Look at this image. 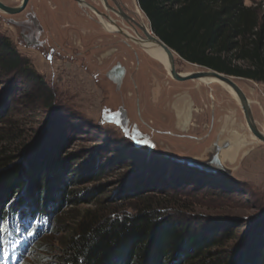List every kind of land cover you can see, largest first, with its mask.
I'll return each mask as SVG.
<instances>
[{"label":"trees","instance_id":"1","mask_svg":"<svg viewBox=\"0 0 264 264\" xmlns=\"http://www.w3.org/2000/svg\"><path fill=\"white\" fill-rule=\"evenodd\" d=\"M137 4L151 32L184 62L264 84V14L257 6H244L242 0H137ZM0 77L43 86L42 107H53L54 96L40 75L1 35ZM16 131L14 126L0 127V264H18L39 234L49 235L50 220L57 219L62 206L83 205L93 207L73 214V225L60 231L64 235L50 251L54 261L45 260L48 243L38 244L39 264L44 260V264H264L262 206L253 208L259 216L246 218L252 222L251 243L236 250L249 227L234 223L222 231L210 226L192 232L185 218L165 213L178 204L167 202L166 196L174 193L176 183L170 193L155 180L124 187L117 201L135 205L132 214H120L95 199L100 198L96 187L75 191L105 179L106 168L76 171L73 158L64 156L62 134L50 138L49 145H36L37 138L26 143L15 137ZM142 165L143 160L134 163L123 179ZM193 170L198 187L218 197L236 193L223 189L225 181L246 186L218 173Z\"/></svg>","mask_w":264,"mask_h":264},{"label":"rangeland","instance_id":"2","mask_svg":"<svg viewBox=\"0 0 264 264\" xmlns=\"http://www.w3.org/2000/svg\"><path fill=\"white\" fill-rule=\"evenodd\" d=\"M242 1L244 6H257L264 14V0ZM6 2L14 4L13 0ZM123 3L134 17V3L137 4V0H123ZM53 6L54 36L51 45L64 53L54 51L44 54L21 46L15 42L13 30L0 23V35L15 47L20 56L29 61V65L40 75L44 86L51 91L55 99L53 107L45 109L42 107L43 97L40 92L43 86L26 82L19 77H0V127L14 126L17 130L15 137L26 143L37 138L36 145H49L47 142L50 138L55 139L57 135L62 134L64 156L73 158L76 171L77 168H106L105 179L75 189L77 192L96 187L95 192L100 198L95 199L106 203L105 208L115 209L120 214H132L134 202L120 203L117 199L124 187L132 186L138 180H155V184L158 183L159 188L163 190L165 185L166 193L173 192L169 187L176 183L174 193L166 196L167 202L176 201L178 204L174 208L166 209V214H178L180 218H185L192 232L210 226L222 231L230 224L245 225L249 227V231L242 236V241L235 249L249 246L253 239L250 229L252 222L246 218L259 216L260 212L253 208H264V193L258 192L259 190L251 185L239 187L236 182L229 181L222 183L224 190L236 192L229 197H218L212 192L200 189L199 184H196V170L178 162L179 158L190 156V143L173 137L174 134L181 133L173 125L176 123L173 108L178 106V111H181V106L187 107L185 112L189 118L191 116V120L187 119L185 127L189 130V123L197 116L199 107L211 106L212 101L215 104L227 101L230 98L228 91L217 84L205 85L198 81L176 82L163 66L145 58L138 46L130 41V50L122 43L107 41L106 39L111 37L110 34L104 33L105 31L99 33L102 38L99 44L89 37L83 39L79 29H93L94 26L84 22L82 9L71 0H53ZM64 14L66 16H63ZM71 35L81 43L74 44ZM92 46H98L102 53L99 64ZM136 60L141 61L139 67L135 64ZM116 64L126 69V77L121 86L115 84L122 81L114 83L112 77L113 82L106 78L107 71ZM175 69L180 74L206 71L180 58L175 60ZM236 82L239 86L245 83L240 79ZM7 104L9 106H6ZM208 109L210 110L209 107ZM116 111L118 115L124 114L127 122L134 123L133 126L141 130V133H148L147 136L157 146L151 148L137 143L135 148L132 143L135 140L131 135L125 137L119 127ZM205 114L206 111L203 112L204 125L209 121ZM44 127L46 129L39 134ZM150 129L153 132L149 131ZM188 130L185 133L187 135L190 134ZM168 132L172 134L167 135ZM139 160H143L144 165L135 168L137 170L134 174L123 179L132 170L130 167ZM62 207L55 220L60 224L54 226L52 221H55L50 220L49 230L50 227L52 229L49 235L39 234L18 264H39V252L35 250L41 241H46L49 245L45 255L46 262L54 261V255L50 256V251H54L53 247L59 245L64 235L60 231L67 225H73V214L83 213L93 206L83 205L75 209ZM231 243L233 241L227 246ZM15 245L19 246L17 243ZM45 260L43 264L46 263Z\"/></svg>","mask_w":264,"mask_h":264},{"label":"crops","instance_id":"3","mask_svg":"<svg viewBox=\"0 0 264 264\" xmlns=\"http://www.w3.org/2000/svg\"><path fill=\"white\" fill-rule=\"evenodd\" d=\"M243 81L245 83L240 88L249 101L257 128L264 133V84ZM208 107L210 110H207ZM180 108L181 111H178V106L173 108L176 118L173 125L176 130L186 133L188 128L183 124L182 118L187 107ZM199 108H196L198 114L191 121L192 125L188 130L190 155L204 158L205 161L218 160L230 172L226 177L244 185H251L258 192L264 193V143L250 134L237 101L230 95L227 101L216 104L212 101L211 106L202 105ZM204 111L209 120L207 132L202 122Z\"/></svg>","mask_w":264,"mask_h":264},{"label":"flooded vegetation","instance_id":"4","mask_svg":"<svg viewBox=\"0 0 264 264\" xmlns=\"http://www.w3.org/2000/svg\"><path fill=\"white\" fill-rule=\"evenodd\" d=\"M8 1V0H7ZM14 4L10 5L6 2V0H0V3L5 7L9 8H21L24 0H13ZM75 3L81 11V16L83 17L84 22L92 24L94 27L93 29H79V33L81 37H89L91 40H94L98 44L102 42V38L100 37V32L105 31L104 33L110 34L111 38H107V41H114L115 43L119 42L127 46L131 49L132 43L124 36L121 32H108L104 26L102 25L100 20H103L111 25L120 27L121 25H126L128 28L132 27L134 24L133 15L131 11L127 8V6L123 3V0H77L81 3H78L76 0H71ZM54 6L53 0H27L23 9L14 14L8 15L0 11L1 14H5L4 16L0 15V23L7 25L13 30L15 42L19 45L24 46L26 48H32L34 50L40 51L41 53L47 54L50 52L57 51L60 52V49L56 50L51 44L53 43V23H54ZM63 16H66L64 14ZM132 20V21H131ZM123 23V24H122ZM72 42L74 44H79L81 41H76V37L71 35ZM49 45V47H48ZM92 51L97 56V63L99 64L101 60L99 59L102 56L100 52V48L98 46H92ZM78 55V54H76ZM66 56V55H65ZM79 57V55H78ZM137 59V57H135ZM140 62L136 60L135 64L137 67L140 66ZM139 69V68H138ZM122 74V75H121ZM126 69L121 67V65L116 64L111 67L106 73V78L110 79L111 82L114 81L116 83L118 79L120 80V84H115L116 86H121L123 80L125 79ZM121 75V78L119 76ZM113 78V81L111 79ZM188 110V109H187ZM116 111L115 116L118 121L119 127L121 130L124 131L126 135L128 134H136L139 135L141 138L147 139L148 133H141V130L137 129L133 126L132 123H128L126 120V116L124 114L117 113ZM191 111L190 114L191 115ZM112 114V113H111ZM113 115V114H112ZM187 119L191 120L187 116V112H185V116L182 118L183 124L187 121ZM176 121V118L174 119ZM125 130H123V126ZM189 125H192L191 122ZM142 127V126H141ZM205 131L209 130V124L204 125ZM153 132V130H149ZM138 132V133H137ZM167 135L172 133L168 132ZM164 134V135H166ZM177 135H173V137H177L181 140L189 141L190 136L184 133H176ZM172 136V135H171ZM147 137V138H146ZM191 168V167H189ZM197 169V168H194Z\"/></svg>","mask_w":264,"mask_h":264},{"label":"water","instance_id":"5","mask_svg":"<svg viewBox=\"0 0 264 264\" xmlns=\"http://www.w3.org/2000/svg\"><path fill=\"white\" fill-rule=\"evenodd\" d=\"M26 2H27V0H24L22 7L18 8V9L5 7L4 5H2L0 3V11L5 13V14H8V15H14L23 9ZM77 2L81 3L80 1H77ZM132 22L134 23V21H132ZM149 27H150V25H149ZM145 37H146V41L154 43L159 48H161V50H163V52L165 53V57H166L167 65H168L167 66V72H168L169 76L174 81L182 83V82H186V81H198V80H201L203 78H213V79L217 80L218 82L222 83L223 85H225L227 88H229L233 92V94L235 95L236 101L241 108L246 126H247L250 134L257 141L264 143V133L259 131V129L257 128V126L254 122L252 113H251L249 101L246 98V96L243 93L240 86L238 85V83L236 82V80L237 79L239 80V78L226 76L224 74H220V73L210 71V70L198 71V72L188 73L186 75H182V74L178 73L175 69L174 55H176V54L173 51H171L167 46H165L153 33H152V35L145 33ZM121 75L119 76V78H121ZM118 82H120L119 79H118ZM122 126H123V130H125L126 126H124V125H122ZM123 134L125 135V137H129V135H131V138H133L135 140L132 142L133 145H135V146H138L137 143L141 144L142 146H149L151 148L157 146L156 143L152 142V140L150 138H147V137H146L147 139L141 138L140 136H142V134H140V133H139V135H136V134L135 135L134 134L133 135L132 134L126 135L125 133H123ZM175 160H177V159H175ZM178 162H180L181 164L186 165L188 167H191V168H197V169L202 170L204 172L219 173V174H222L225 176L230 175V172L227 169H225L220 164V162L218 160L205 161L204 158L203 159L197 158L195 156L190 155L189 157L183 156L182 158H179Z\"/></svg>","mask_w":264,"mask_h":264},{"label":"bare ground","instance_id":"6","mask_svg":"<svg viewBox=\"0 0 264 264\" xmlns=\"http://www.w3.org/2000/svg\"><path fill=\"white\" fill-rule=\"evenodd\" d=\"M134 9H135V13L133 17L134 24L130 28H128L126 25H121L120 27H117L103 20L100 21L108 32H121L122 35H124L129 41H131L134 45L138 46L142 50L145 58H149L156 61L161 66H163L164 69L167 70L168 65L163 50H161V48H159L154 43L146 41L145 33L149 35H152V33L149 24L146 21L145 15L141 12L140 8L137 6L136 3H134ZM177 58L179 57L177 55H174V59L176 60ZM182 75H186V74H182ZM198 82L205 85H211V84L220 85L221 87L226 89L228 93L236 100L235 95L229 88H227L225 85H223L222 83L218 82L213 78H203L201 80H198Z\"/></svg>","mask_w":264,"mask_h":264}]
</instances>
